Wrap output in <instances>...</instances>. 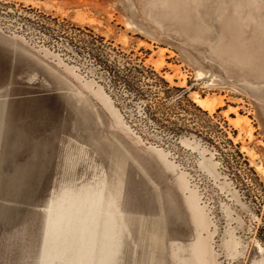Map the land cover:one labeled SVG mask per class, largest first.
Returning a JSON list of instances; mask_svg holds the SVG:
<instances>
[{"label":"rangeland","instance_id":"obj_1","mask_svg":"<svg viewBox=\"0 0 264 264\" xmlns=\"http://www.w3.org/2000/svg\"><path fill=\"white\" fill-rule=\"evenodd\" d=\"M0 44V264H52L69 191L102 178L123 193L96 264H198V217L205 264H264V0H0Z\"/></svg>","mask_w":264,"mask_h":264},{"label":"bare ground","instance_id":"obj_2","mask_svg":"<svg viewBox=\"0 0 264 264\" xmlns=\"http://www.w3.org/2000/svg\"><path fill=\"white\" fill-rule=\"evenodd\" d=\"M91 85L87 87L91 89ZM100 91L96 92L99 98H103ZM108 100H112L105 95ZM194 102L204 110H213L215 105L206 98L194 96ZM89 107V105H87ZM95 112V108H92ZM118 115V116H117ZM117 111L116 116L119 117ZM100 119V117H98ZM235 121V119H233ZM107 156H120L119 146L103 141ZM123 193V183L119 182L115 187L110 188L105 178H102L100 185L94 188L88 183L85 189L72 188L65 201L64 209L53 221L56 232L55 252L50 255L52 264H96L95 252L99 243L100 229L104 222V210L106 209L103 197L107 200H114V208L119 209ZM193 204L198 206V200L194 199ZM203 227L201 217L197 218V241L192 248L194 258L198 264H205L208 250L200 231Z\"/></svg>","mask_w":264,"mask_h":264},{"label":"crops","instance_id":"obj_3","mask_svg":"<svg viewBox=\"0 0 264 264\" xmlns=\"http://www.w3.org/2000/svg\"><path fill=\"white\" fill-rule=\"evenodd\" d=\"M40 109H46V108H40ZM8 111L9 110H8V108L6 106L0 105V130H2L4 128L3 126L5 125V122H4L3 118L6 115V113H8ZM10 113L19 114V113H21V111H18L17 109L14 108V111L10 112ZM11 127L12 128H10L8 130H13V131H16V132L25 130L24 128L22 129L21 127L20 128H16V126L13 123H11ZM16 136H19V138L21 139V143H20V139L18 137L16 138ZM22 137L23 136L20 133H19V135L17 134V135H13V136L11 134L10 138L8 139L9 143H7V145H9L10 147H15V148L18 147V146H21L22 144L25 145L23 143V138ZM45 145L46 144H43V143L42 144L36 143L32 147H36V148L37 147H45ZM43 153L44 152L41 153L40 150L35 149L34 150L35 157H33V159L31 160V161H33L31 163V165L29 163V164L26 165V167L24 165L18 167L16 172L19 173V174L16 175V176L14 175L12 177H19V178H24V179H26V178H29V179L30 178H32V179L39 178L40 177V173L44 172V167H45V162H44V160L42 161V159H41V156H43Z\"/></svg>","mask_w":264,"mask_h":264}]
</instances>
